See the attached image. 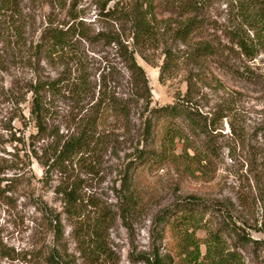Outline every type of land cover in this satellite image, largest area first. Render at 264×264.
I'll return each mask as SVG.
<instances>
[{"label": "rangeland", "instance_id": "rangeland-1", "mask_svg": "<svg viewBox=\"0 0 264 264\" xmlns=\"http://www.w3.org/2000/svg\"><path fill=\"white\" fill-rule=\"evenodd\" d=\"M104 1L76 0L83 36L76 34L70 48L64 50L47 49L42 47L44 43L40 47L48 19L55 17V25L66 20L65 11L53 7V0H13L12 12L0 10V264H143L130 258L151 248L154 215L192 195L221 201L237 224L252 237L264 240V232L258 231L262 210L259 186L253 177L264 160V51L249 61L221 53L204 59L199 69L181 58L175 76L160 79L164 60L160 48L150 49L149 61L135 55L146 74L150 106L171 104L177 95L185 94L186 78L192 69L203 74L201 80L197 79L196 99L205 113H211L214 130L211 135L194 134L185 127L184 141L177 142L179 160L134 168L129 176L138 206L123 219L114 189L120 188L118 171L137 145L138 134L148 118L145 102L132 107L125 128L109 124L105 133L109 143L98 151L94 173L86 175L80 168V177L85 180L82 194L93 196L109 211L108 224L101 232L105 254H93L76 236L79 226L65 213L57 192L67 183L70 169L61 173L51 168L46 172L32 156V150L39 153L47 141L31 144L36 129L29 114L28 88L37 81H58L62 89L59 94H43L53 99L51 124L58 127L60 134L66 133L69 120L80 106V99L72 92L77 77L85 78L94 100L103 88L109 93L133 91L130 74L117 45L111 41L115 30L121 28L100 11ZM160 1L158 19L167 18L170 27H176L184 16L175 8V0ZM200 1L203 6L198 18L202 26L192 34L190 43L201 38L215 46L227 43L226 32L238 22L234 10L238 0ZM110 5L111 2L107 7ZM169 43L178 54L191 49L179 41ZM243 67L250 69L251 80L239 76L236 69L243 71ZM160 125L148 149H158ZM187 141L198 150H207L206 157L194 159L192 149L182 153V144ZM210 212H205L204 219L210 217ZM196 234L201 239L205 237L203 230ZM162 239L157 242L159 246L173 242L168 225H164ZM162 246L160 253L165 251ZM239 252L247 264H264L263 244L257 248L246 246Z\"/></svg>", "mask_w": 264, "mask_h": 264}, {"label": "trees", "instance_id": "trees-1", "mask_svg": "<svg viewBox=\"0 0 264 264\" xmlns=\"http://www.w3.org/2000/svg\"><path fill=\"white\" fill-rule=\"evenodd\" d=\"M53 1V7L65 11L66 20H60L58 25H55L56 18L50 17L41 33L39 44L41 47L44 43L42 47L45 46L47 49L64 50L70 48L75 36L78 34L83 36V33H80L83 23L78 19L76 0H71L69 4L66 0ZM109 2L111 5L107 7ZM13 4V0H0V10L12 12ZM174 5L179 9L180 16L184 17L179 23L176 22V27L171 28V22L167 18L158 19L160 0L104 1L100 11L121 28L115 30L111 41L117 45L119 57L130 74L133 91L109 93L103 88L98 91L99 96L94 100V94L85 78L77 77L72 83V92L81 102L76 114L69 120L65 134H60L58 127L51 124L53 120L51 97L62 90L58 86V81H37L31 83L28 88L31 92L29 114L36 129L31 136V144L34 146L35 141H47L40 147L39 153L33 149L32 156L46 172L51 168H56L61 173L70 169L71 174H68L67 183L57 189V192L61 194L65 213L79 226L76 236L85 241V245L93 250V254H105L101 232L108 224L109 211L104 205L95 202L93 196L82 194L81 184L85 180L80 177L82 174L80 168L86 175L94 173L98 151L100 148H106L109 143V136L105 134L109 124L113 122L119 124L120 128H125L130 120L132 107L138 106L139 102L142 104L145 102L148 118L143 122L138 134L139 139L136 141L134 152L126 155V162L118 171L120 188L114 189L121 203L120 215L123 219L138 206V196L129 176L134 168L179 160L181 154L176 153L177 142L184 141L185 127L194 134L211 135L214 130V119L209 118L211 113H205L196 99L199 92L197 79L201 80L202 73L189 69L185 94L177 95L171 104L150 106L152 99L146 74L137 63L135 55L138 54L142 59L149 61L147 54L150 49L160 48L164 55L159 71L161 79L175 76L174 70L179 66L181 58L188 61L187 65H194L199 69L204 59L216 58L221 53L228 57L234 54L249 61L264 51V0L236 1L234 10L238 22L226 32L227 43L216 46L212 41L203 38L190 43L192 34L202 26L198 18L199 8L203 6L200 0H175ZM169 41H179L185 46L190 45L191 49L178 54L173 51ZM40 47L36 45V48ZM236 70L239 76L251 80L248 67H243V71ZM44 91L49 92L51 97L47 98L43 94ZM159 125L162 129L159 147L157 150L148 149V144L154 142L152 138L154 139L155 130ZM188 142L182 144V153L192 149L194 153L191 156L194 159L201 160L206 157L207 150H198L193 144L187 145ZM143 143L144 146L140 148V144ZM253 177L259 186L262 210V224L258 231L264 232V160L261 168L255 170ZM206 211H211V214L204 219ZM162 224L169 226L173 241L172 244L161 245L164 253H160L161 246L157 244L163 240ZM151 225V248L146 253H138L136 257L130 258L134 263L247 264L239 250L246 246L257 248L261 244L264 245V240L252 237L245 227L233 220L232 213L221 201H207L193 195L185 201H180L178 205L173 204L159 210L154 215ZM198 230L205 232L203 239L197 236ZM51 264L60 263L52 261Z\"/></svg>", "mask_w": 264, "mask_h": 264}]
</instances>
